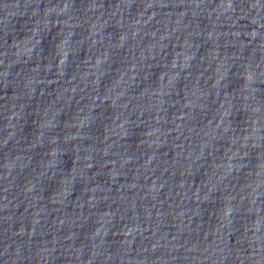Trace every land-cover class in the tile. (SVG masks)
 <instances>
[{"label":"water","instance_id":"water-1","mask_svg":"<svg viewBox=\"0 0 264 264\" xmlns=\"http://www.w3.org/2000/svg\"><path fill=\"white\" fill-rule=\"evenodd\" d=\"M0 264H264V0H0Z\"/></svg>","mask_w":264,"mask_h":264}]
</instances>
